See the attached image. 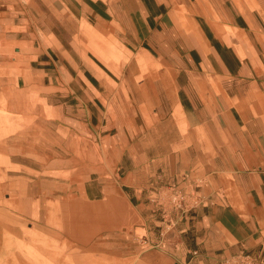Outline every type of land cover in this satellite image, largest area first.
<instances>
[{
    "label": "crops",
    "instance_id": "crops-1",
    "mask_svg": "<svg viewBox=\"0 0 264 264\" xmlns=\"http://www.w3.org/2000/svg\"><path fill=\"white\" fill-rule=\"evenodd\" d=\"M10 50L13 87L51 127L109 143L106 163L78 149L83 164L51 162L20 199L32 211L31 196L55 192L56 206L93 207L92 226L75 215L76 230L52 235L72 239L61 251L76 264H264V0H0V53ZM167 118L180 151L159 174L165 152L149 149L166 141ZM149 176L200 185L202 202L159 234L145 222L134 244L112 225L132 221L135 204L152 216Z\"/></svg>",
    "mask_w": 264,
    "mask_h": 264
},
{
    "label": "rangeland",
    "instance_id": "rangeland-1",
    "mask_svg": "<svg viewBox=\"0 0 264 264\" xmlns=\"http://www.w3.org/2000/svg\"><path fill=\"white\" fill-rule=\"evenodd\" d=\"M8 54L0 53V264H8L11 261L10 258L15 261H30L34 264H76V254L61 251L73 245L72 239L67 241L65 238H52L54 233H61L64 231L63 229L67 230L68 226H72L71 221L67 219L71 206H54V203L64 201L61 200L65 198L62 197L64 195L54 192L46 195L45 198L47 199H41L39 198L41 197L40 193L37 192L35 196H31V198L36 197V206L32 207V211L29 207L23 206L20 199H26L29 196L28 182H38L42 178L51 177L39 174L46 171V166L51 162L55 165L60 161H63V164H69L71 161V164L75 166L76 160L79 159L83 164V154H78V149L81 152L85 149V153H88L90 149H92L91 152L98 151L97 158L86 157V163H106L107 159L101 153L102 149L108 148L109 143L94 142L84 143V145L82 142L78 143L76 138H73V134L58 131L56 121H53L51 127L45 118L50 117L51 114L49 111L40 109L39 100L13 87L15 74L18 73L20 65L13 62L15 56L13 50H10ZM138 63L140 64V62ZM143 68L146 69V67ZM133 80L135 81V79ZM134 97L136 98V95ZM168 101L166 95V104ZM168 121L167 118L165 125L166 141L164 143L154 142V147L149 149L150 154H154L157 152L156 150L165 152V163L159 166L156 171L159 174L172 170V162L175 160L174 164H176V159L169 158V156L180 151V143L172 141L174 132ZM50 127L52 134H50ZM70 128L73 132L77 131L75 127ZM145 144V142L139 143L138 146ZM14 162L21 163L22 166L14 165ZM183 165L180 164L179 167L184 169ZM162 168H164V172H162ZM157 173L154 174L157 175ZM62 174L69 175L67 172ZM87 174L86 172L85 175ZM97 175L99 174H92V176ZM149 177L154 178L148 182V184H153V187H151V192L146 199L150 205L149 214L152 216L148 219L144 218V210H141L134 201L132 221H122L112 225L114 232L124 233L126 231L128 233L131 230L134 244L137 243L136 239L144 234V229L141 227L145 222L149 224L150 231L156 235L169 226L172 220L175 222L180 216L189 214L194 210L193 208L181 212L173 209L169 204L171 187L181 190L187 198L193 191L200 192V185H193L192 183L187 187L178 188V184L172 179L162 183L159 178ZM157 201L162 202V204H157ZM100 203L94 204V208L101 205L100 211L104 213L105 201ZM72 207L74 215H77L78 219L83 216L85 218L83 223L90 222L92 226L94 220L92 206H82L77 203ZM143 218L146 220L144 221ZM77 222L79 223L78 220ZM101 222V225L106 226L102 220ZM80 223L83 224L81 221ZM103 228L101 227V236L107 235L108 232L106 231L108 227ZM32 231L36 232L35 237ZM91 239V235L90 238H86V244L90 242L89 245L92 246L93 240H97L98 237ZM58 242L61 245H58ZM88 244L86 245L87 248ZM35 246L36 249H34ZM86 260L91 262L92 255H87Z\"/></svg>",
    "mask_w": 264,
    "mask_h": 264
},
{
    "label": "built area",
    "instance_id": "built-area-1",
    "mask_svg": "<svg viewBox=\"0 0 264 264\" xmlns=\"http://www.w3.org/2000/svg\"><path fill=\"white\" fill-rule=\"evenodd\" d=\"M169 193L170 206L181 212L189 211L202 202V196L199 192L193 191L187 198L181 190L171 187ZM157 204H162V202L157 201Z\"/></svg>",
    "mask_w": 264,
    "mask_h": 264
},
{
    "label": "bare ground",
    "instance_id": "bare-ground-1",
    "mask_svg": "<svg viewBox=\"0 0 264 264\" xmlns=\"http://www.w3.org/2000/svg\"><path fill=\"white\" fill-rule=\"evenodd\" d=\"M83 25H84V24H83ZM84 26H85V25H84ZM85 27H87V26H85ZM85 27H84V28H85ZM87 28H88V27H87ZM87 30H88V29H87ZM90 30H91V29H90ZM90 30H89V31H90ZM89 31H88V32H89ZM86 32H87V31H86ZM83 33H84V32H83ZM84 34H85V33H84ZM88 35H89V34H88ZM92 35H93V34H92ZM92 35H91V36H92ZM89 36H90V35H89ZM139 62H140V61H139ZM179 110H180V109H179ZM179 113H181V112L179 111ZM164 146H165V145H164ZM159 154H160V152H159ZM54 206L57 207L56 205H54ZM66 206H67V205H65V207H66ZM72 208H73V207L71 206V208H70V209H71L70 214L67 215V216H68L67 219L70 220L71 223H72V226H68V225H67V226H68V227H67L68 230H76V226H75V224H74V221H75L76 217H74L75 215H74V212H73ZM60 212H61V210H60ZM117 212H118V213H122V208L117 207ZM67 213H68V212H67ZM61 215H62V214H61ZM62 217H63V216H62ZM55 220H56V219H55ZM66 221H67V220H66ZM66 221H65V222H66ZM67 222H68V221H67ZM63 223H64V222H63ZM63 228H64V227H63ZM63 230H65V229H63Z\"/></svg>",
    "mask_w": 264,
    "mask_h": 264
}]
</instances>
